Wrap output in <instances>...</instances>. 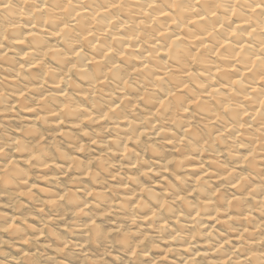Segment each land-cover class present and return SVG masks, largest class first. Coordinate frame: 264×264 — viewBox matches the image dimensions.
Returning <instances> with one entry per match:
<instances>
[{
	"label": "clouds",
	"instance_id": "obj_1",
	"mask_svg": "<svg viewBox=\"0 0 264 264\" xmlns=\"http://www.w3.org/2000/svg\"><path fill=\"white\" fill-rule=\"evenodd\" d=\"M0 264H264V0H0Z\"/></svg>",
	"mask_w": 264,
	"mask_h": 264
}]
</instances>
